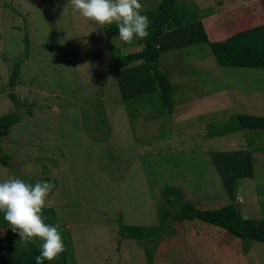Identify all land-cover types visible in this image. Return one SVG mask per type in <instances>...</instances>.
<instances>
[{"label":"rangeland","instance_id":"1","mask_svg":"<svg viewBox=\"0 0 264 264\" xmlns=\"http://www.w3.org/2000/svg\"><path fill=\"white\" fill-rule=\"evenodd\" d=\"M220 1L177 0L175 28L203 18L215 40L264 21V0ZM140 3L147 16L161 0ZM248 3L255 10L245 18ZM118 35L116 24L87 20L68 0H0V117L19 116L1 137L10 160L0 161V182L54 185L43 216L59 225L66 264H264V242L176 218L187 201L230 204L212 155L244 150L253 175L238 182L235 204L264 219V129L236 119L264 116V68L221 66L203 42L164 51L155 63L173 86L168 110L159 91L123 98L111 64L145 43ZM125 225L161 228L140 242L122 237ZM10 228L0 224L5 248L14 244ZM18 247L29 243L20 238ZM0 264L13 263L2 255Z\"/></svg>","mask_w":264,"mask_h":264},{"label":"trees","instance_id":"2","mask_svg":"<svg viewBox=\"0 0 264 264\" xmlns=\"http://www.w3.org/2000/svg\"><path fill=\"white\" fill-rule=\"evenodd\" d=\"M176 5L177 0H161L155 11L146 12L150 21L148 29L150 34L143 40L145 46L140 51L117 56L111 64V69L117 74L124 99L159 91L164 107L171 110L173 86L167 75L157 69L155 61L162 52L178 48L182 44L208 43L217 63L221 66L264 68V23L235 30L224 35L222 39L212 40L201 20L175 28ZM250 12H244V17H252ZM11 97L15 98V95L11 93ZM16 100L15 98L14 101ZM236 119L239 128L264 129V116L239 114ZM18 121L19 116L16 114L8 113L0 117V141L2 136L10 134L12 126ZM212 156L222 176L223 186L232 200L231 203L218 209H202L187 201L182 206V215L176 216L177 220L182 222L197 219L218 226L232 236L264 242V219L244 216L235 204L238 182L253 175L249 153L244 150H228L215 152ZM9 160L10 156L2 153L0 144V161L8 165ZM168 190L176 193L177 189ZM0 224L4 228L10 226L4 219L2 211H0ZM158 228L161 227L125 225L120 232L122 237L142 242L153 237ZM8 233L12 236L10 241L14 244L8 248L1 245L0 256H7L13 264H36L35 256L40 254L38 243L41 240L26 242L29 243V248L20 249L18 233H14L11 228L8 229ZM163 237V235L157 237L155 247ZM148 259L152 260V255H149ZM66 263L65 251L52 261H44V264Z\"/></svg>","mask_w":264,"mask_h":264},{"label":"clouds","instance_id":"3","mask_svg":"<svg viewBox=\"0 0 264 264\" xmlns=\"http://www.w3.org/2000/svg\"><path fill=\"white\" fill-rule=\"evenodd\" d=\"M68 5L87 20L100 25L116 24L118 37L126 44L150 34V21L141 14L140 0H68ZM53 188L50 182L38 181L33 185L15 177L0 182V211L11 230L25 242L42 241L40 254L35 256L36 264L52 261L65 251L59 225L45 223L43 216Z\"/></svg>","mask_w":264,"mask_h":264},{"label":"crops","instance_id":"4","mask_svg":"<svg viewBox=\"0 0 264 264\" xmlns=\"http://www.w3.org/2000/svg\"><path fill=\"white\" fill-rule=\"evenodd\" d=\"M244 4H247V0H241V3H240V5L241 6H244ZM240 6V7H241ZM248 6H252V7H248L247 9H246V11H251L252 9L253 10H255V7H254V5H252L251 3H248ZM230 10V8L229 9H225V10H223V11H229ZM264 11V10H263ZM224 15H222V17H223ZM224 19H223V21H225V19L227 20V18H226V16H224L223 17ZM203 19V18H202ZM201 19V20H202ZM204 19H209V17H207V18H204ZM215 21L218 19V17H216V15L214 14V18H213ZM198 19H194V20H192V21H197ZM192 21H190L189 20V22H192ZM188 22V23H189ZM227 22H228V20L225 22V24H227ZM262 23H264V21L262 22ZM261 24V23H260ZM205 25V27L207 26L206 24H204ZM222 27H226V25L225 26H222Z\"/></svg>","mask_w":264,"mask_h":264}]
</instances>
